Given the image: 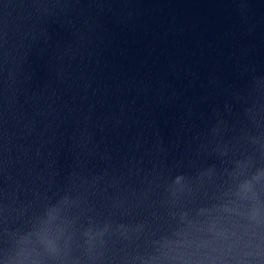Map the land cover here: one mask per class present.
<instances>
[{
	"label": "water",
	"instance_id": "obj_1",
	"mask_svg": "<svg viewBox=\"0 0 264 264\" xmlns=\"http://www.w3.org/2000/svg\"><path fill=\"white\" fill-rule=\"evenodd\" d=\"M0 264H264V0H0Z\"/></svg>",
	"mask_w": 264,
	"mask_h": 264
}]
</instances>
